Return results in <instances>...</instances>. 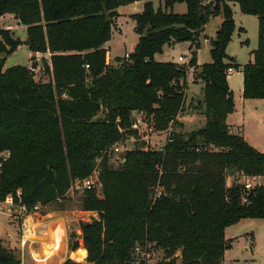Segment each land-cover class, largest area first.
<instances>
[{
  "label": "trees",
  "instance_id": "16d2710c",
  "mask_svg": "<svg viewBox=\"0 0 264 264\" xmlns=\"http://www.w3.org/2000/svg\"><path fill=\"white\" fill-rule=\"evenodd\" d=\"M136 1L143 0H0V17L14 13L27 27L29 49L51 53L52 76L39 82L25 65L5 69L23 41L0 26V151L11 150L0 174V201L11 194L28 209L61 203L74 179L91 174L102 157V185L84 190L81 199L82 209L98 218L80 222L83 247L75 232L69 241L72 251H83L85 264H222L232 246L226 227L264 218L263 185H255L246 200L242 184L227 185L236 172L264 175V152L227 123L235 110L228 68L242 70L244 98L264 99V0H163L158 9L146 0L132 16L139 35L134 51L116 58L118 65L107 64L104 45L117 9ZM177 3H185L186 11L176 12ZM231 3L258 17V47L244 65L227 53L237 29ZM218 15L223 21L210 40L212 62L198 66L201 32ZM181 42L191 43L190 62L201 68L205 125L174 131L162 150L129 148L112 167L102 152L138 136L135 112L145 113L161 132L185 110L187 69L155 58L166 44ZM148 243L153 252L163 251V259L151 263L136 253V246ZM0 264H22L20 253L1 240ZM63 264L84 263L69 258Z\"/></svg>",
  "mask_w": 264,
  "mask_h": 264
},
{
  "label": "rangeland",
  "instance_id": "374dc122",
  "mask_svg": "<svg viewBox=\"0 0 264 264\" xmlns=\"http://www.w3.org/2000/svg\"><path fill=\"white\" fill-rule=\"evenodd\" d=\"M155 9L159 7L163 8V0H151ZM210 0H206L205 3H208ZM146 3V0L144 4ZM181 6L186 8V4ZM178 6V9H174L178 13H183L182 8ZM143 9V8H142ZM132 6H126L121 8V12H130L132 11ZM140 13H124L119 15L115 19V24L113 26V32L111 39L104 45L107 49V53L111 61L116 58L125 57L126 53H131L134 51L135 46L138 42L139 35L135 31L136 21L132 17L133 15ZM258 24V22H257ZM248 33L242 34V42H240L239 34L233 37V41L230 45V54L235 57V61L244 65L250 61L251 55L250 52L253 47L257 46V33L256 23L253 21L248 22ZM0 26L3 29H9L10 34L14 39H20L23 41V44L19 45L18 48L7 57L5 63V69L14 65H25L30 68L34 77L39 82H49L52 80L51 74L48 72L47 67H51V53L50 52H33L29 49L28 44L26 43L28 39L27 27L21 23V21L15 16L14 13H6L0 17ZM240 33V32H239ZM202 32L200 35L201 39ZM246 40L251 41L249 43H244ZM201 41H203L201 39ZM187 50L186 43H180L178 46L173 48V45L166 44L163 48L162 53L157 54V58L160 60L173 61L182 65L178 60L174 59L178 57L180 53H185ZM192 52V51H191ZM184 55L185 57H192V54ZM209 52L207 48H204L198 55L200 62H207L210 59ZM190 55V56H189ZM201 71V68L191 72H187V87L185 88L186 93V105L185 109L191 110L192 113L196 115L190 118L187 122L188 127H184L181 131L186 133L198 130L200 128V122L202 121L201 115H203V109L199 107V102H202L201 94H194L191 91H188V82L189 77H192L194 82H201V78L198 75ZM91 80L88 79V84ZM204 88V87H203ZM188 91V92H187ZM202 93V91H201ZM236 111L230 119L231 129L236 134H241L243 128L248 131L249 135L254 137V143L258 146L264 148V99H246L242 95L237 93L236 95ZM193 110V111H192ZM202 110V111H201ZM190 112V114H191ZM200 115V116H199ZM104 113H100L99 117H103ZM141 117H146V114L140 115ZM199 116V117H198ZM197 121V122H196ZM132 129L135 128L132 125ZM147 130V129H146ZM136 131V130H135ZM145 131L141 127V132ZM138 133V132H137ZM252 140V138H250ZM122 140V139H121ZM127 145L130 148L135 147H146L158 146V137L152 138L150 143L141 137L129 136L125 138ZM120 141V140H119ZM118 142V141H117ZM111 166L116 168V165L113 162V159H110ZM252 181V180H251ZM261 182L264 184V175L258 177L252 183ZM229 186L234 183L233 178ZM228 185V184H227ZM84 190L82 188H72L67 194V199L61 203H51L47 206H43L41 209V217L44 215H50L56 213L57 215L64 216L68 218V223L71 226V232H76L82 234V231L79 228V223L81 221L91 222L93 221L92 215L95 218H98L97 213L89 212L82 209L81 199L83 198ZM20 226L21 221L12 219L7 216L5 213L0 212V240L2 244L7 248H15L19 253V237H20ZM225 236L227 240L232 241V246L226 250L224 255V260L222 264H264V218H243L239 220L236 224L230 225L225 229ZM81 247H83V239L78 237ZM82 242V243H81ZM75 252V251H72ZM78 253H72L64 259V262L67 259H73L76 262L86 263V258L84 259V254L82 250L77 251ZM21 256V253H20ZM164 253L161 249H154V254L147 262L155 263L163 259ZM27 264H29V257L26 256ZM142 259H138L134 264H141ZM63 262V263H64Z\"/></svg>",
  "mask_w": 264,
  "mask_h": 264
},
{
  "label": "crops",
  "instance_id": "0c3cea01",
  "mask_svg": "<svg viewBox=\"0 0 264 264\" xmlns=\"http://www.w3.org/2000/svg\"><path fill=\"white\" fill-rule=\"evenodd\" d=\"M144 2H145V0L136 1L134 3L127 4V5H122L117 9V11H118L119 15H122L124 13L130 14V13L141 12L143 10L142 8H144ZM129 5L132 6V8H133L132 11L121 12L122 7L125 8L126 6H129ZM181 5L182 4H176L174 6V9L176 10V9H178V6H180L182 8V12L183 11L185 12L186 8H184V6L182 7ZM231 5L233 8L234 18H235V22H236V26H237V29H236L235 33L233 34V37L235 35L239 34L238 36H239L240 42H242V34L245 35L248 33V25L247 24L249 21H253V23H256V29L258 30V24H257L258 17L255 15H248V14L242 13L238 3H231ZM222 21H223V16L218 15V16L210 18L208 23L204 26L203 31H202L203 37L201 36V39L203 40V41H201V48L196 50V52H197L196 58H197L198 66H201L204 63H211L212 62L211 54H209L210 59H208L207 62H200L198 55L204 48H207L208 52L210 53V50H211L210 40L216 37V32L218 31ZM240 28L245 29V31H240ZM233 37H232L231 42L227 46V53H228V55L232 56L235 59V57L232 54H230V51H229L230 45L233 41ZM181 43H183V42H181ZM184 43L187 44L186 52L180 53L178 55V57H175V55H173L175 60H179L180 56H182L183 54L188 55L192 51L191 43L190 42H184ZM248 43H249V45H251L250 40ZM179 44L180 43L171 44V45H173V48H175ZM257 47H258V33H257V46L253 47L251 52L253 50H255ZM251 52H250V55H251ZM191 54H192V52H191ZM155 58L157 60H159L157 58V54L155 55ZM250 60H251V58H250ZM160 61H164V60H160ZM191 77H192V75H191ZM191 77H189L188 91H191L193 93L192 95L201 94L202 99H203L204 98L203 87L205 85L204 82L202 80H201V82H198V83L194 82L192 79H190ZM228 83L230 85V88L233 90V95H234V100H235V110L233 113H231L228 116L227 123L229 124L230 131L232 133H234L231 129L232 124L230 123V119L236 111V107H237L236 95H237V93L239 95L243 96L244 76H243L242 70L241 69H239V70L235 69V71L228 76ZM201 91H202V93H201ZM259 100H263V99H259ZM190 112H191V110H187V109H185L184 111L181 112L180 116L178 117L177 123L173 127L175 131L182 130L184 127L187 128L188 127L187 122L189 121L190 118L194 117V120H197V119H195L196 115L192 112L190 114ZM201 118H202L201 119L202 121L199 124L200 128L203 127L206 123V119H205L204 114L201 115ZM178 123H182L183 126L180 127L178 125ZM160 133H161L160 136H157L158 137V141H157L158 146H160L164 142V137H165L164 131H161ZM234 134H236V133H234ZM240 135L244 136V138L252 146H254L258 150L264 152V148H262L261 146H258L257 144H255L253 142L254 137L249 135L248 131H246L245 128H243L242 133ZM152 138H154V137H151V139ZM250 138H252V140ZM258 177H260V176L255 177L254 179H252V181L253 180L255 181ZM230 182H231V180H230ZM227 184L229 186V183H227ZM254 184L264 186V184H262L261 182H256ZM36 218L41 219V222L43 223V226L41 227L42 240L43 241L37 242L36 244H32L30 246H27L24 249L21 248V246L19 245L22 264H27L26 256L29 257V264H63L64 259L66 257H68L69 254L72 253V256H73L74 253H78V252H72V250L69 247L70 236H71V233H73V231L71 232V226L68 223V221H69L68 218H65L64 216L57 215L56 213H53L50 215H44L43 217H36ZM79 228H80V223H79ZM80 230H81V228H80ZM76 234H78V237L82 238V234H79V233H76ZM46 253L48 255L44 261L38 262L36 260V257H38V255L44 256ZM78 254H80V253H78ZM83 254L84 253H82L81 255H83Z\"/></svg>",
  "mask_w": 264,
  "mask_h": 264
},
{
  "label": "built area",
  "instance_id": "2783aa9c",
  "mask_svg": "<svg viewBox=\"0 0 264 264\" xmlns=\"http://www.w3.org/2000/svg\"><path fill=\"white\" fill-rule=\"evenodd\" d=\"M130 53L125 54V59L129 58ZM191 57H185L180 56L179 62L187 69V71L194 72L198 70V67L196 65L191 64L190 62ZM107 64H113L118 65L120 62L116 59L111 61L109 58V55L107 53L106 58ZM85 67L88 69L89 64H86ZM235 71L234 67L228 68L227 72L230 75ZM181 112L178 114L176 119L172 120L170 122L169 128L164 130V142L160 146H156L155 148L162 150L167 142L172 141V134L175 131L174 125L177 123L178 117L180 116ZM133 127L138 132V136L142 139L146 140L148 143H150L151 137H157L160 136V132L156 131L153 126V122L147 118V117H141L137 112L134 113V122ZM141 127L145 129V131L141 132ZM147 129V130H146ZM135 137V136H134ZM127 141L125 139H122L118 142H115L108 148H106L102 155L108 156L110 159H113V162L116 165H119L124 160V154L125 152L130 148L127 145ZM152 147V146H146ZM199 150V148H197ZM11 157V150L5 149L0 151V174L3 168V165L5 162H7ZM102 157H98L96 159V166L93 169L92 173L84 178H76L74 179L72 186L70 189L76 187V188H82L83 190L91 189L94 187H101L102 183L100 180V173H101V162ZM234 183H239L244 186L243 188V200H246V194L255 187V184L252 183V179L255 177H250L244 175L243 172H236L234 175H230L227 178V182H230L232 180ZM68 194V193H67ZM161 194V189H157V195ZM18 196H20V192H18ZM42 205L37 204L33 208L28 209L26 205L22 204L21 201L15 202L13 195L9 194L4 201H0V212L5 213L7 216L12 218L13 220H19L21 221L20 226V237H19V244L21 248H25L27 246H30L32 244H36L37 242H42V232L41 227L43 226V223L41 222V219H37L35 215L41 213ZM135 251L138 255L143 257L144 259H149L154 254L153 247L151 243H148L145 247L138 245L135 248ZM47 253L44 256L36 257V260L38 262H42L47 258Z\"/></svg>",
  "mask_w": 264,
  "mask_h": 264
},
{
  "label": "water",
  "instance_id": "95a60500",
  "mask_svg": "<svg viewBox=\"0 0 264 264\" xmlns=\"http://www.w3.org/2000/svg\"><path fill=\"white\" fill-rule=\"evenodd\" d=\"M92 219H93V220H95V219H96L94 215H92Z\"/></svg>",
  "mask_w": 264,
  "mask_h": 264
}]
</instances>
